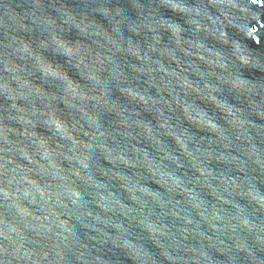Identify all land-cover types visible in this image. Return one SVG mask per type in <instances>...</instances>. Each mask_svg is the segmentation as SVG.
<instances>
[{
	"label": "water",
	"instance_id": "1",
	"mask_svg": "<svg viewBox=\"0 0 264 264\" xmlns=\"http://www.w3.org/2000/svg\"><path fill=\"white\" fill-rule=\"evenodd\" d=\"M0 264H264V0H0Z\"/></svg>",
	"mask_w": 264,
	"mask_h": 264
}]
</instances>
